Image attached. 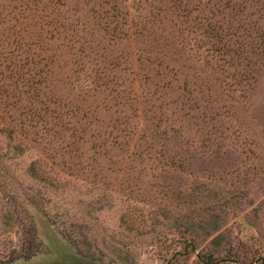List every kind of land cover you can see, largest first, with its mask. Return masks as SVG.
<instances>
[{
	"label": "rangeland",
	"instance_id": "1",
	"mask_svg": "<svg viewBox=\"0 0 264 264\" xmlns=\"http://www.w3.org/2000/svg\"><path fill=\"white\" fill-rule=\"evenodd\" d=\"M197 251L264 264V0H0V264Z\"/></svg>",
	"mask_w": 264,
	"mask_h": 264
},
{
	"label": "trees",
	"instance_id": "2",
	"mask_svg": "<svg viewBox=\"0 0 264 264\" xmlns=\"http://www.w3.org/2000/svg\"><path fill=\"white\" fill-rule=\"evenodd\" d=\"M30 61H32V60H30ZM30 63H32V62H30ZM7 77H10V76L7 75ZM13 85H14V84H13ZM16 87H17V86L14 85L13 88H12V94H11V93L8 94V95L12 98V100L10 101V99H8V98H5L6 100H3V103H5L4 106H6L9 102L12 103L13 99L20 100V98H19V94H20L19 91L21 92V94H24V93H25L23 90H20V89H19V91H18V90L16 89ZM24 105L27 106V104H24ZM31 108H32V107H30V106L28 105V106H27V111L32 112ZM30 244H31V242H30V241H27L26 245L22 246V248H25V249L28 251V249L30 248ZM191 247H194V246L191 245ZM192 249L194 250V248H192ZM177 252H178L179 254L183 253L182 250H178ZM196 254H197L199 260H200L201 262L205 263V264H214V263H216L217 261H221V259L218 260L217 258H214L213 255H212L211 253H207V252H199V251H197ZM80 264H84V263L80 260ZM238 264H240V263H238Z\"/></svg>",
	"mask_w": 264,
	"mask_h": 264
}]
</instances>
